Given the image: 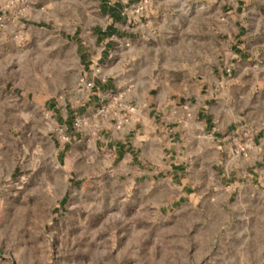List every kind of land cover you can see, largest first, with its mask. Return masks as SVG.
I'll use <instances>...</instances> for the list:
<instances>
[{"label": "rangeland", "instance_id": "obj_1", "mask_svg": "<svg viewBox=\"0 0 264 264\" xmlns=\"http://www.w3.org/2000/svg\"><path fill=\"white\" fill-rule=\"evenodd\" d=\"M163 2L167 28L187 23V62L203 54L232 72L231 109L244 119L243 132L234 156L219 157L221 177L172 203L180 189L133 187L117 177L109 153L94 160L58 124L18 118L26 107L16 95L49 78L26 58L55 49L22 40L45 37L18 29L16 10L0 12V62L11 66L0 70V264H264V0ZM72 127L80 133L82 124ZM256 132L259 163L246 169L254 159L238 147ZM231 165L238 170L230 173Z\"/></svg>", "mask_w": 264, "mask_h": 264}, {"label": "crops", "instance_id": "obj_2", "mask_svg": "<svg viewBox=\"0 0 264 264\" xmlns=\"http://www.w3.org/2000/svg\"><path fill=\"white\" fill-rule=\"evenodd\" d=\"M24 1V15L14 9L16 27L45 38L21 39L55 50L26 58L49 78L39 90L16 95L26 107L18 118L58 124L88 146L94 160L109 153L117 177L133 187L180 189L172 203L186 200L190 189L209 188L212 177L218 181L219 157L234 156L242 140L244 119L231 109L232 72L220 59L205 63L203 54L187 62V23L170 21L167 28L159 17L164 0H147L137 16L131 9L141 0ZM6 68L0 62V70ZM77 120L80 133L72 130ZM261 141L258 132L252 135L248 154L254 160L246 169L259 163ZM67 148L59 146L60 158ZM237 170L231 165L230 173Z\"/></svg>", "mask_w": 264, "mask_h": 264}, {"label": "built area", "instance_id": "obj_3", "mask_svg": "<svg viewBox=\"0 0 264 264\" xmlns=\"http://www.w3.org/2000/svg\"><path fill=\"white\" fill-rule=\"evenodd\" d=\"M147 4V0H141L139 3L135 4L132 7V14L137 16V15H142L144 13L145 10V5ZM27 5L25 3L24 0H12L9 5L7 6H2L0 8V12L6 13V11L8 9H15L18 13V15H24L25 11H26ZM4 18L2 16H0V22H3ZM86 85L89 87L91 86L90 83H86ZM250 144L246 143V144H241L238 147V152L243 154V155H247V152L249 150Z\"/></svg>", "mask_w": 264, "mask_h": 264}]
</instances>
